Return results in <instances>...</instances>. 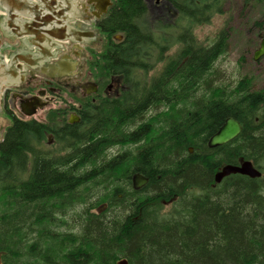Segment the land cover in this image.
<instances>
[{"label": "trees", "instance_id": "obj_1", "mask_svg": "<svg viewBox=\"0 0 264 264\" xmlns=\"http://www.w3.org/2000/svg\"><path fill=\"white\" fill-rule=\"evenodd\" d=\"M222 3L211 16L222 12ZM142 7V0H120L109 34L128 32ZM200 21L208 22L203 16ZM189 35L193 50H180V60L187 59L178 68L168 63L147 89L127 82L129 92H145L149 103L152 99L154 110L144 125L131 126L130 134L122 136L115 124L120 115L130 111L134 116L135 107L145 103L113 101L100 114L103 121H96L97 128L85 133L94 136L103 130L105 137L120 141L145 139L134 160L149 179L141 190L124 186L126 165L118 167L117 160L107 163L102 189L92 192L74 191L79 177L49 173L43 160L32 159L27 171L21 151L39 125L15 122L8 127L0 145V264H50L60 245L77 238L72 234L76 232L82 234L79 251L56 254V264H70L75 254L100 257L114 252L129 264L136 259L138 264H264V89H254L245 79L229 86L212 77L214 61L227 50L224 32L210 46ZM143 116L135 114L131 124ZM227 117L242 124L240 134L207 148V138ZM128 125L121 132L129 130ZM99 147L98 141L88 142L82 154L86 158ZM241 161L252 162L260 177L230 174L214 182L222 166ZM81 178L88 180L92 174L85 172ZM101 203L106 204L101 213L91 212ZM57 211L71 213L75 220L65 234L50 229L43 235L39 230L37 246L28 243L33 218L55 221ZM136 250L144 252L138 255Z\"/></svg>", "mask_w": 264, "mask_h": 264}, {"label": "flooded vegetation", "instance_id": "obj_2", "mask_svg": "<svg viewBox=\"0 0 264 264\" xmlns=\"http://www.w3.org/2000/svg\"><path fill=\"white\" fill-rule=\"evenodd\" d=\"M74 2L69 15L63 10L58 15L70 20V37L64 41L57 39L62 35L59 30L52 31L54 38L44 36L47 45L41 43L45 40L42 33L10 38L3 28L11 21L4 14L0 20V55L7 58V65L14 66L15 55L21 60L16 80L0 89V114L10 121L0 133V145L15 122L37 123L38 141L30 138V145L41 150L48 162L55 160L54 156L61 157L69 138H83L90 123L110 108L109 103L137 96L138 92H129L128 81L142 80L144 73L151 78L168 63L178 68L180 61L187 59L179 57L184 48L182 38L190 37L195 24L204 25L202 16L210 21L211 12L223 1L142 0V10L129 33L112 34L108 28L120 0ZM16 20L21 23H15L16 27L23 31L35 29L26 23L31 19ZM76 156L80 158V154ZM25 158L29 171L33 152Z\"/></svg>", "mask_w": 264, "mask_h": 264}, {"label": "bare ground", "instance_id": "obj_3", "mask_svg": "<svg viewBox=\"0 0 264 264\" xmlns=\"http://www.w3.org/2000/svg\"><path fill=\"white\" fill-rule=\"evenodd\" d=\"M182 40H183L184 47L187 46L188 47L187 49L193 50V47H191L189 45L190 41H191L190 37L189 38H182ZM253 56H254V54H253ZM220 57L221 56L218 55V57L214 61V64H213L214 69L211 71L212 77L215 79L218 78L220 81L227 83V85H229V86H233L234 80L226 81L225 80L226 78H223V73L219 72V69H217V67H215V65H216V63ZM258 59H256V60H258ZM162 72L163 71L158 72L157 74H155L151 78H149V76H147V74L144 73L142 80L141 79L135 80L136 82H139V84H136L135 88H137L139 90L147 89L148 85L151 83V80L158 78ZM168 78H170V75L167 76V79ZM222 78L226 82L223 81ZM241 79H245V81L251 82V84H253L252 78L248 75H243L238 80H241ZM238 80H236V81H238ZM147 83H149V84H147ZM130 101H132V102L135 101L136 103L138 102L140 104L143 101L145 103V105H143V106H141V105L136 106L135 111H134L135 114H140V113L143 114L144 113V116H143V118L138 120L140 122L133 123V125H132L130 119L134 118L135 114L133 116V113L130 111H128L124 114H121V112H119V114H121L120 115L121 120L117 121V123H115V124L119 127L118 132L122 136H123V134H130V131H131L130 129H132L133 127L136 128L140 124H141V126L144 125L146 122V118L148 117V114L151 111L153 112V110H154L153 108H150L152 106V105H150L152 99L150 100V103H149V101L147 102L145 92H138L137 96L130 97L128 103H130ZM227 118H230V117H227ZM97 120H99L100 122L103 121V119H100V118H98ZM223 123L215 130V132L213 134H211L207 138V140H206L207 148H216L218 146L224 145V144L229 142L228 141L224 144H221V145H218L215 147L209 146L210 139L217 133V131L223 125ZM127 124H129L128 125L129 130L121 132L122 131L121 129ZM93 126L95 128H97L98 123L96 121L90 123V125L88 126L87 129H90ZM131 126H132V128H131ZM241 128H242V124H241ZM94 136L92 133H89L87 136L84 135L83 138L76 137V136L69 138L68 143L66 145L68 148L62 152L61 157L54 156L53 159H55V160H52V162L51 161L50 162L45 161V154L41 150L34 148V147H31L32 144L30 145V143L28 144V146H26L22 149L21 154L25 158L28 153L33 152L34 161L36 159L43 160L45 166L47 167V171L49 173L70 175V177H72V178L73 177H79L77 183L75 185H73V190L74 191H81V192L82 191L92 192L94 190L100 191V189H102L101 187L103 184V178L106 174H108L107 163L111 160H117V161H119V165H118V167H119L120 163L122 164V162H124L126 165V166H124L125 167L124 172L126 175L124 183H127L124 186L127 188L129 187L134 191L141 190L142 187H144L148 183L149 179L145 175V173L142 172L140 170V168H138L136 166L134 160L137 159L138 157H140L139 155L143 149L141 147H142L145 139L142 138V140L135 141V142L129 141V140L120 141L121 137H119V138L105 137L103 134V130L99 131L97 135H95V133H94ZM34 139H35V141H38L36 132L34 133ZM93 140L98 141V144L101 145L102 148L101 147L97 148L96 151L94 150L91 154L89 153L87 155V157L85 158L84 154H82L83 150L86 148V145H88V142H91ZM188 151L192 152L193 148L189 147ZM77 154L78 155L80 154V158H78L76 156ZM117 169L120 170L121 168L120 169L117 168ZM58 170H60L61 172H57ZM121 170H123V169H121ZM85 172L91 173L92 178L83 181L81 178V175ZM14 174L18 175V172H14ZM122 177L123 176H119L118 181L120 183H123V181L121 179ZM224 177H227V176H224ZM140 179L143 181H141V185L139 186L138 184L140 182ZM222 179L219 182H216L215 178H214V182L216 184H218L222 181ZM100 182H101V186H99ZM93 186L95 189H93ZM90 187H92V188L90 189ZM98 187H100V188H98ZM167 205L168 204L164 205L165 210L168 209L166 207ZM105 208H106V204L101 203L95 207H92L91 212L99 214ZM165 210H163V212ZM54 213H55L54 218L56 220L54 218L53 219L55 221H52V218H49V222L44 217L43 218H41V217L40 218L39 217L33 218V220H32L33 233H31V237L28 239V243H34L37 246V240H38L37 232L39 230H41V231L44 230V233H43V235H44V234L48 233V230H50V229H57V232H58L57 235L63 236L65 234L64 233L65 230L68 229V223L75 222L74 219H71L72 218L71 213L65 214V213H61V211H57ZM158 213L160 215V212H158ZM161 219L162 218L160 217V220ZM53 222H56V223L59 222L60 225L59 226H55L54 224L52 225ZM38 223H41V224H38ZM72 234H76L77 238H75L74 241L60 245V247L56 250V254H58V255H60L62 253L68 254L67 252H69L70 250L75 251V253H77L79 251L78 247L81 246V244H82V242H81L82 234L77 233V232L72 233ZM143 252H144V250H136L135 251V253L138 255H141ZM56 254L52 258L54 264H56V258L58 257V255H56ZM52 259H50V261H49L50 264H52ZM123 259H124V257H121V255H119L118 252H116V253L114 252L112 255H109V256L107 255V256H100V257L97 255H95V256H91V255L90 256L89 255L77 256V254H75V255H72L71 260L68 262H70V264H96V262L98 261V262H101L102 264H129V262L127 261L126 258H125V260H123ZM140 261H142V260H140ZM130 264H138V259L134 260Z\"/></svg>", "mask_w": 264, "mask_h": 264}, {"label": "rangeland", "instance_id": "obj_4", "mask_svg": "<svg viewBox=\"0 0 264 264\" xmlns=\"http://www.w3.org/2000/svg\"><path fill=\"white\" fill-rule=\"evenodd\" d=\"M203 24H195L190 34L204 45L212 44L221 32L226 36L227 50L215 65L223 78L235 82L248 75L254 89H264V54L253 60L254 52L264 39V0H223L222 12L212 15V19ZM9 124L5 114H0L1 134Z\"/></svg>", "mask_w": 264, "mask_h": 264}, {"label": "water", "instance_id": "obj_5", "mask_svg": "<svg viewBox=\"0 0 264 264\" xmlns=\"http://www.w3.org/2000/svg\"><path fill=\"white\" fill-rule=\"evenodd\" d=\"M63 1L65 4L67 3L69 5V2H67L69 0H62V2ZM55 4H57L56 0H0V14L5 12L9 18H15L16 16L14 14L20 13L21 15L18 17L23 16L31 19L26 23L35 26V29H27L28 33H33L35 35L42 33L41 35L43 36L54 38L52 31L59 30L62 32V35L57 37L58 39H65V37L69 38L70 36L68 34L64 36L66 24L57 20L58 18L56 17L60 14V11L55 12L54 8H51V5L55 6ZM69 7L70 6H67L66 10L69 9ZM0 20H2L1 15ZM15 23L17 24V21H14L12 25L9 24L4 26L3 29L7 32H23L21 28L16 27L17 25H15ZM45 43L46 42H42V45H47ZM50 51L51 50L49 49V52ZM263 54L264 39L261 40L259 48L254 52L253 59L256 60ZM3 59L4 58L0 55V87L3 84H10L14 81V79H16L17 73H19V69L16 66L18 63H21V60L17 57V55L14 56L11 63L14 64V66L7 67ZM241 129L239 121L231 117L227 118L217 133L210 139L209 146L215 147L234 139L240 133ZM230 174H241L250 178H257L260 177L261 172L253 166L252 162L241 161L238 165L222 166L215 174V181L219 182L224 176H228ZM141 181L143 180L140 179L138 184L139 186L141 185Z\"/></svg>", "mask_w": 264, "mask_h": 264}, {"label": "crops", "instance_id": "obj_6", "mask_svg": "<svg viewBox=\"0 0 264 264\" xmlns=\"http://www.w3.org/2000/svg\"><path fill=\"white\" fill-rule=\"evenodd\" d=\"M10 35L9 36H12V37H10V38H18V37H21V36H26V35H24L23 34V32H8ZM10 42L11 43H14V40L13 39H11L10 40ZM14 58V57H13Z\"/></svg>", "mask_w": 264, "mask_h": 264}]
</instances>
